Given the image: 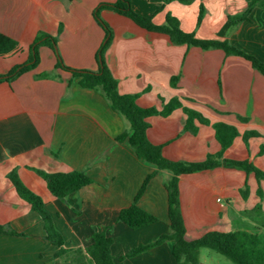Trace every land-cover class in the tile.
<instances>
[{
	"label": "crops",
	"instance_id": "0c3cea01",
	"mask_svg": "<svg viewBox=\"0 0 264 264\" xmlns=\"http://www.w3.org/2000/svg\"><path fill=\"white\" fill-rule=\"evenodd\" d=\"M104 1L114 0H0V32L18 42L17 50L0 56V72L26 59L38 30L57 36V49L66 65L96 70L95 52L104 31L93 9ZM200 3L204 13L197 25ZM131 5L155 23H162L170 12L183 30L226 38L264 61V7L254 6L246 19L230 27L228 15L244 11L246 0H195L188 5L131 0ZM100 15L112 32L104 60L117 80L118 92L136 93L139 106L158 110L173 97L181 103L166 115L146 117V137L162 145L166 158L201 160L220 151L211 123L221 121L238 131L222 157L247 158L264 170V153L257 154L264 141V76L248 60L220 48L175 44L166 34L148 31L109 9H102ZM38 53L34 68L0 81V225L14 231H0V264H90L83 250L92 242L94 230L105 229L111 237L114 259L167 232L163 183L169 172L140 160L127 139L116 138L128 122L111 109L101 91L82 87L68 71L54 68L55 56L48 46H39ZM48 70L56 76H37ZM172 76L175 85L170 84ZM182 106L198 111L210 123L194 119L196 132L185 130ZM247 130L258 135L245 144L242 134ZM34 169L82 170L91 182L58 198ZM11 171L41 196L63 246L70 249L61 257L56 256L58 246L45 238L38 213L16 192L8 177ZM148 174L151 177L137 204L157 220L130 228L117 215L132 202ZM245 183L247 194L242 197ZM178 192L186 240L243 224L264 231V180H257L252 172L216 166L183 173ZM171 247L172 241L166 240L125 257L122 264H178ZM198 260L199 264H225L200 249Z\"/></svg>",
	"mask_w": 264,
	"mask_h": 264
},
{
	"label": "trees",
	"instance_id": "16d2710c",
	"mask_svg": "<svg viewBox=\"0 0 264 264\" xmlns=\"http://www.w3.org/2000/svg\"><path fill=\"white\" fill-rule=\"evenodd\" d=\"M164 4L176 2L180 5H188L195 0H162ZM247 6L244 11L228 15L230 27L235 26L240 21L247 18L249 12L254 6L264 7V0H246ZM102 9H109L118 14L124 15L132 20L136 25L153 32L166 34L170 41L175 44H185L187 46H198L203 49L220 48L225 54L238 55L248 60L251 66L264 76V61L258 59L255 55L231 44L226 38L200 37L195 31H185L180 27L179 20L170 12L165 14L162 23H155L151 16H145L135 11L131 5V0H114L111 2H100L93 9V17L102 27L104 37L95 52L97 69L90 70L86 68H76L64 63L58 49L57 36L49 34L43 30H38L28 47L26 59L16 63L6 72H0V81H10L20 73L34 68L39 62L38 48L41 45L48 46L54 53L55 66L68 71L72 77L77 78V82L82 87L93 88L101 91L107 99L111 109L122 115L128 122V127L116 138L118 140L127 139L129 145L134 150L137 157L142 161L153 163L157 169H165L169 172L164 180V187L167 192V214L168 231L159 234L153 240L132 247L126 253L114 259L110 252L112 239L105 232V229L94 230L91 234L92 242L84 248V252L89 258L90 264H122L125 257L132 256L150 247L161 244L166 240L172 241L171 251L178 264H199L198 254L201 247L210 248L235 264H264V233L251 231L243 228H232L226 231L208 230L197 238L186 240L184 238V222L180 211L178 179L183 173H191L198 170L209 169L216 166H236L242 168L246 173L252 172L257 180H264V170L257 167L249 159H234L222 157V151L231 145L238 131L233 124L221 121L212 122L214 134L220 143L221 150L215 153L207 154L201 160H172L162 154V145L153 144L146 137V128L148 122L146 117L151 114L166 115L173 109L180 107L181 103L173 97L167 101L161 109L153 106L142 107L136 103V93H119L117 90V80L112 75L104 60V51L111 41V28L108 23L100 16ZM204 13V6L199 4L196 24ZM61 31V26L58 32ZM18 49V42L0 32V56L6 55ZM39 77H55L51 70L39 73ZM176 76L170 78V84L175 85ZM186 114L184 129L190 132H196L197 126L194 119L202 124H209L208 118L204 117L198 111L182 106ZM245 120L246 117H241ZM254 130H247L242 134L243 141L247 144L248 138L257 136ZM264 153V141L259 144L257 154ZM35 172L45 181L49 192L63 198L71 192L77 191L80 187L91 182L82 170L54 171L48 172L41 169H34ZM18 195L26 201L30 207L38 213L43 222L45 238L58 246L56 256L61 257L70 249L63 246V238L53 224L52 218L44 207V202L40 195L30 190L18 178L15 171L8 174ZM151 174L146 175L142 185L134 195L132 202L118 212L117 219L124 222L130 228H139L141 226L155 222L157 218L144 210L137 204V199L144 191ZM247 194V184L241 189L242 197ZM257 194L262 195L261 189L257 188ZM0 231L14 233L13 230L0 225Z\"/></svg>",
	"mask_w": 264,
	"mask_h": 264
},
{
	"label": "rangeland",
	"instance_id": "374dc122",
	"mask_svg": "<svg viewBox=\"0 0 264 264\" xmlns=\"http://www.w3.org/2000/svg\"><path fill=\"white\" fill-rule=\"evenodd\" d=\"M101 16V15H100ZM235 227H238V228H243V229H247V230H251V231H257L259 233H264L263 230H258L257 228L253 227V226H249V225H235ZM201 252L202 253H209V254H212L213 256H216L217 258H219L223 263L225 264H235L233 263L230 259H228L227 257H225L224 255L210 249V248H207V247H202L200 248Z\"/></svg>",
	"mask_w": 264,
	"mask_h": 264
}]
</instances>
